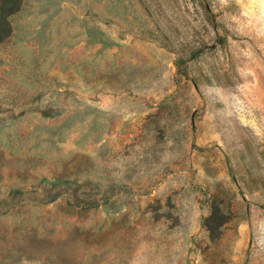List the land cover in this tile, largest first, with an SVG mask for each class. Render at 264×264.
I'll list each match as a JSON object with an SVG mask.
<instances>
[{
	"label": "rangeland",
	"instance_id": "obj_1",
	"mask_svg": "<svg viewBox=\"0 0 264 264\" xmlns=\"http://www.w3.org/2000/svg\"><path fill=\"white\" fill-rule=\"evenodd\" d=\"M0 39V264H264V0H22Z\"/></svg>",
	"mask_w": 264,
	"mask_h": 264
},
{
	"label": "trees",
	"instance_id": "obj_2",
	"mask_svg": "<svg viewBox=\"0 0 264 264\" xmlns=\"http://www.w3.org/2000/svg\"><path fill=\"white\" fill-rule=\"evenodd\" d=\"M22 0H0V39L11 31L9 16L17 12Z\"/></svg>",
	"mask_w": 264,
	"mask_h": 264
}]
</instances>
